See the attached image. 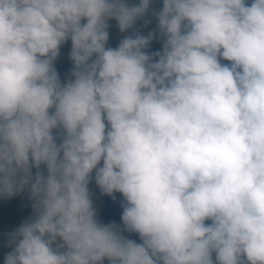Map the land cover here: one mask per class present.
<instances>
[{
  "label": "clouds",
  "instance_id": "9594fccd",
  "mask_svg": "<svg viewBox=\"0 0 264 264\" xmlns=\"http://www.w3.org/2000/svg\"><path fill=\"white\" fill-rule=\"evenodd\" d=\"M150 3L0 0V197L33 209L3 264H264V0H163L106 47Z\"/></svg>",
  "mask_w": 264,
  "mask_h": 264
},
{
  "label": "trees",
  "instance_id": "16d2710c",
  "mask_svg": "<svg viewBox=\"0 0 264 264\" xmlns=\"http://www.w3.org/2000/svg\"><path fill=\"white\" fill-rule=\"evenodd\" d=\"M127 2L132 4H138L139 0H127ZM250 3V0H249ZM163 7V0H151L149 5V11L144 17L143 20L137 21L134 29H130L127 32L121 33L118 27L117 21L114 19L109 20V39L106 44V47L115 48L119 45V42L127 35H130L133 31L139 30L141 34L147 35L150 31H157V21L156 18L152 15L153 11H158ZM148 21V23H145ZM86 22V21H82ZM162 38L160 40H153L148 49L149 52L159 51L162 49ZM71 52V40L65 42L64 45L60 48V54L54 61V67L58 72L61 82L65 83L69 79H72L71 71L73 68V63L70 59ZM227 63V62H226ZM43 169L44 166L42 165ZM35 169H33V174H35ZM94 175V173H93ZM90 192L92 194L93 206L97 213V218L104 224L110 222H116L117 224L121 223L120 217L122 215L121 203L123 197L120 193H114L116 199L113 200L111 196L101 193L98 186L93 180L89 185ZM33 213L32 201L28 198V192L25 190L18 195H14L11 198L0 197V230L4 225H9L20 221V218L26 215ZM130 235V238L139 242V238L135 234H126ZM59 241V238L57 239ZM0 240V260L4 257L6 251L9 249L6 247ZM215 255V254H213ZM102 264H109L107 258L104 259Z\"/></svg>",
  "mask_w": 264,
  "mask_h": 264
},
{
  "label": "rangeland",
  "instance_id": "374dc122",
  "mask_svg": "<svg viewBox=\"0 0 264 264\" xmlns=\"http://www.w3.org/2000/svg\"><path fill=\"white\" fill-rule=\"evenodd\" d=\"M33 213L26 215L27 217L24 219L25 216L20 218V221H17L15 223L4 225L2 229L0 230V240L4 245H7L9 249L6 251L5 255L9 253L12 249L8 246V239L9 234L14 232L23 222L30 219L32 217ZM4 255V257H5ZM4 257L0 260V264H3Z\"/></svg>",
  "mask_w": 264,
  "mask_h": 264
}]
</instances>
